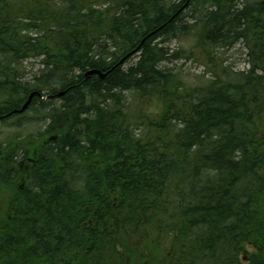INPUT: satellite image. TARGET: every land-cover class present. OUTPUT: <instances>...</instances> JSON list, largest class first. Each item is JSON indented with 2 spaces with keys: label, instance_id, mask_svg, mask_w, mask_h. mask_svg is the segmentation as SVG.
I'll return each mask as SVG.
<instances>
[{
  "label": "trees",
  "instance_id": "obj_1",
  "mask_svg": "<svg viewBox=\"0 0 264 264\" xmlns=\"http://www.w3.org/2000/svg\"><path fill=\"white\" fill-rule=\"evenodd\" d=\"M179 35L248 68L189 83ZM32 92L44 130L0 139V264H264V0H0V121Z\"/></svg>",
  "mask_w": 264,
  "mask_h": 264
},
{
  "label": "rangeland",
  "instance_id": "obj_2",
  "mask_svg": "<svg viewBox=\"0 0 264 264\" xmlns=\"http://www.w3.org/2000/svg\"><path fill=\"white\" fill-rule=\"evenodd\" d=\"M185 21L191 23L193 20L186 16ZM159 41V40H157ZM169 53L174 54L170 57L169 60L163 63V66L178 72L186 81L189 83H197L203 78H208L212 75L211 67L224 66L226 68L231 67L234 70H243L248 68L247 58H246V48L241 41L229 46L227 48L218 47L215 48L211 59H203L195 56H187L190 49L194 45V38L191 35H179L176 38H171L164 43ZM136 60V56H132L129 59V62ZM213 64V65H212ZM26 71H36L39 67L37 60H27L25 62ZM50 99V98H48ZM47 100V99H46ZM59 104L60 101H57ZM44 122L41 118V113L34 110L33 108L28 109L22 115L13 116L6 121H0V139L6 138L8 136L14 137H24V139L29 136L36 135L37 132H42L44 130ZM24 139L22 141H24ZM26 144V142H24ZM25 161H21L20 169H25ZM29 162L27 161L26 164ZM23 165V166H22ZM6 193L4 190H0V208L5 205V196ZM248 250H252L250 246L247 247ZM245 262V260L243 259Z\"/></svg>",
  "mask_w": 264,
  "mask_h": 264
},
{
  "label": "water",
  "instance_id": "obj_3",
  "mask_svg": "<svg viewBox=\"0 0 264 264\" xmlns=\"http://www.w3.org/2000/svg\"><path fill=\"white\" fill-rule=\"evenodd\" d=\"M186 6V3L180 8V10H182L184 7ZM155 32V31H154ZM153 32H151L150 34H152ZM138 47L134 50H132L131 52H129L127 55H125L120 62H123L124 60H126L129 56H131L133 53H135L137 51ZM91 74H96L98 75L100 78H103L106 73H103L102 71L100 70H97V69H91V70H88L86 73H85V78L89 77ZM64 92H59L56 94V96H61ZM37 94V92H32L28 95L26 101L17 109H13L10 113L7 114V116L11 113L13 114H20L22 112H24L28 106L30 105L31 103V100L33 98V96Z\"/></svg>",
  "mask_w": 264,
  "mask_h": 264
},
{
  "label": "bare ground",
  "instance_id": "obj_4",
  "mask_svg": "<svg viewBox=\"0 0 264 264\" xmlns=\"http://www.w3.org/2000/svg\"><path fill=\"white\" fill-rule=\"evenodd\" d=\"M133 54H134V53H133ZM133 54H132V55H133ZM132 55H131V56H132ZM131 56H129V57H131ZM127 59H128V58H127ZM58 93H59V92H58ZM35 95H38V94H35ZM48 97H51V96L40 97V98H42V99H47ZM25 111H26V110H25ZM25 111H24V112H25ZM24 112H22V113H20V114H23ZM11 114H13V113H11ZM20 114H18V115H20ZM52 138H54V137H52Z\"/></svg>",
  "mask_w": 264,
  "mask_h": 264
}]
</instances>
